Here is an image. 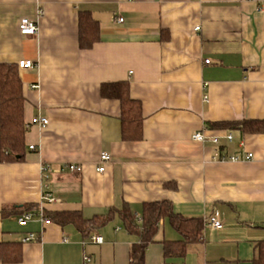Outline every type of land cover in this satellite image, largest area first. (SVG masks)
Instances as JSON below:
<instances>
[{
  "label": "crops",
  "instance_id": "crops-1",
  "mask_svg": "<svg viewBox=\"0 0 264 264\" xmlns=\"http://www.w3.org/2000/svg\"><path fill=\"white\" fill-rule=\"evenodd\" d=\"M80 10L100 22L88 49L79 46ZM25 18L37 20L36 35L20 32ZM20 60L34 64L19 68L29 151L0 161V242H20L23 257L0 264H130L139 236L118 210L139 220L144 203L161 200L186 216L217 213L223 226L206 225L183 257L166 258L162 241L182 236L161 220L145 264H253L264 240V133L213 125L264 119V0H0V63ZM116 81L142 104L141 140L123 138L119 100L101 95L102 83ZM198 131L205 141L193 138ZM103 152L110 159L99 171ZM231 155L241 159L221 160ZM66 163L83 170L61 171ZM25 203L38 206L2 214ZM113 208L88 235L45 222V210L89 219ZM26 212L33 218L20 223ZM30 233L37 238L24 242Z\"/></svg>",
  "mask_w": 264,
  "mask_h": 264
},
{
  "label": "trees",
  "instance_id": "trees-1",
  "mask_svg": "<svg viewBox=\"0 0 264 264\" xmlns=\"http://www.w3.org/2000/svg\"><path fill=\"white\" fill-rule=\"evenodd\" d=\"M78 39L81 49L91 48L100 40V22L91 11L78 12ZM18 63H0V161L15 162L25 159L29 148L25 141L27 125L24 119L25 95L23 82L19 74ZM101 95L105 98L117 99L121 105V122L125 140H141L143 138L144 116L142 104L130 94L128 81L107 82L101 84ZM215 127L228 130H240L245 133H264V119H243L214 123ZM35 203H25L20 207L7 205L2 214L29 211L37 208ZM45 217L61 226L74 225L84 235L110 221L115 209L104 214L86 219L79 211H44ZM126 228L139 236L130 251V264H145V253L150 243L156 240L159 222L168 220L181 234V239H164V255L166 258L183 257L186 246L202 238L206 226V218L202 216H186L175 212L169 200L146 202L142 215L138 220L128 206L118 210ZM23 257L20 242H0V261L3 263H19ZM253 264H264V240L255 244Z\"/></svg>",
  "mask_w": 264,
  "mask_h": 264
},
{
  "label": "built area",
  "instance_id": "built-area-1",
  "mask_svg": "<svg viewBox=\"0 0 264 264\" xmlns=\"http://www.w3.org/2000/svg\"><path fill=\"white\" fill-rule=\"evenodd\" d=\"M40 14H42V10H40ZM119 21H123V18L120 17L118 19ZM199 27H197L198 29ZM19 29L20 32L23 35H36L39 27H38V22L37 20H33V19H22L20 24H19ZM206 62H209V59H206ZM19 67H33V62L31 60H20L18 62ZM36 121L41 124V126L45 127L49 120L46 117H40L38 119H36ZM228 139L232 140L233 136L231 134H228ZM193 138L198 140V141H205L206 140V136L205 133L202 131H198L193 135ZM210 140L215 143L218 144L219 143V138L218 137H212L210 138ZM31 149H34V145H31L30 147ZM253 157V153H247L245 155V158L247 160L251 159ZM110 159V155L107 152H103L101 155V159H100V164L98 166V170L99 171H104L105 167H104V163L107 162ZM241 159L240 156L238 155H231V156H223L221 158V160L225 161V160H231V161H239ZM42 170L43 171H48L50 170L49 166L43 164L42 165ZM64 170H69L71 172H81L83 170V167L80 164H76V163H66L62 168L61 171ZM47 198L49 201H53L54 199L51 197L50 194H47ZM41 216L44 217V213H43V209L41 210ZM33 218V213L31 212H26L23 213L18 219L20 223H25L27 221H29L30 219ZM46 223H49L50 220L49 219H45ZM206 225L216 229V228H221L223 226V220L222 218L215 213L214 215H211L210 217L206 218ZM37 236L34 233H30L27 236L24 237L23 241L27 242V241H31L36 239ZM92 241L96 242V243H102L103 242V238L100 235H95L93 234L91 236Z\"/></svg>",
  "mask_w": 264,
  "mask_h": 264
}]
</instances>
